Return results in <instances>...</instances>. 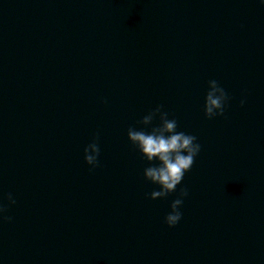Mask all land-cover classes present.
<instances>
[{
    "label": "water",
    "instance_id": "water-1",
    "mask_svg": "<svg viewBox=\"0 0 264 264\" xmlns=\"http://www.w3.org/2000/svg\"><path fill=\"white\" fill-rule=\"evenodd\" d=\"M0 264H264V0H0Z\"/></svg>",
    "mask_w": 264,
    "mask_h": 264
}]
</instances>
